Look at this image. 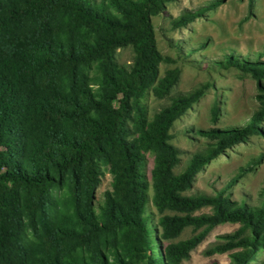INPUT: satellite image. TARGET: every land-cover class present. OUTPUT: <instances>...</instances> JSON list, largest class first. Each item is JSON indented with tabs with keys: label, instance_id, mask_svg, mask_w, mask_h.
I'll use <instances>...</instances> for the list:
<instances>
[{
	"label": "trees",
	"instance_id": "1",
	"mask_svg": "<svg viewBox=\"0 0 264 264\" xmlns=\"http://www.w3.org/2000/svg\"><path fill=\"white\" fill-rule=\"evenodd\" d=\"M172 1L0 0V264H180L226 223L239 228L208 255L240 248L230 264H248L264 251V186L254 207L224 195L235 178L212 196L183 195L217 155L264 135V60L226 54L214 63L249 75L259 107L238 127L200 131L213 143L174 174L178 152L169 131L210 85L172 97L148 120L140 103L145 91L162 98L178 78L177 69L158 77L164 58L151 23ZM204 9L180 15L171 27H185ZM19 33L27 37L23 85L10 78L2 42ZM127 46L133 59L125 68L114 54ZM217 116L213 102L211 121ZM147 153L154 155L150 186L142 173ZM104 173L110 182L98 202ZM149 188L158 213L182 214L159 217L160 238L173 239L187 226L199 232L161 249L144 215ZM203 207L211 212L191 215Z\"/></svg>",
	"mask_w": 264,
	"mask_h": 264
},
{
	"label": "rangeland",
	"instance_id": "2",
	"mask_svg": "<svg viewBox=\"0 0 264 264\" xmlns=\"http://www.w3.org/2000/svg\"><path fill=\"white\" fill-rule=\"evenodd\" d=\"M210 4H215V7L206 9ZM199 9H204L202 15L185 27H171L173 19ZM151 23L156 49L164 58L158 65V77H163L169 70L177 69L178 78L169 93L162 98L155 97L150 88L145 91L140 103L148 120H152L155 114L166 107L172 97L187 95L203 83L210 85L204 96L179 117L169 131V143L178 152V163L173 168V173L178 174L193 155L204 153L213 143L201 135L200 131L238 127L259 107V93L249 75L241 74L234 68H220L214 63L222 60L226 54L252 59L262 55L260 60H264V0H174L165 4L162 13L152 16ZM2 42L10 78L14 83L23 85L20 57L27 45V37L22 33L8 34L2 37ZM132 59L133 51L130 46L115 51L114 60L122 67L130 66ZM213 102L218 106V116L214 122L210 119ZM262 128L264 130V121ZM153 158L152 153H147L142 169L149 186ZM7 168L5 165L4 169ZM232 178L236 181L224 191V195H228L234 202L245 203L250 207L258 205L264 186V135L249 136L217 155L195 175L191 186L183 195L212 196L225 189ZM109 182V175L104 173L95 190V199L98 202L102 200ZM147 196L144 215L148 218L151 238L159 242L161 249L169 244L188 240L199 232L192 226H187L173 239L160 238L161 230L156 224L159 217L182 214L168 210L158 213L151 204L150 188ZM210 212V207H203L191 215ZM238 228L239 224L215 226L180 264H230L231 254L241 251L240 248L212 255H208L207 251L222 244L224 241L221 237L233 234ZM153 248L154 254L160 253L155 245ZM248 264H264V251Z\"/></svg>",
	"mask_w": 264,
	"mask_h": 264
}]
</instances>
